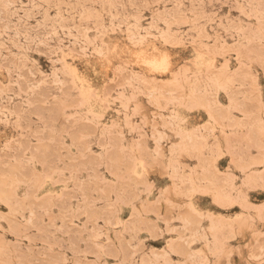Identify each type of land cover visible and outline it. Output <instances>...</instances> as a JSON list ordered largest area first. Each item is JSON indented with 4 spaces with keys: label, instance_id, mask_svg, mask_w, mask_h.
I'll return each mask as SVG.
<instances>
[{
    "label": "rangeland",
    "instance_id": "1",
    "mask_svg": "<svg viewBox=\"0 0 264 264\" xmlns=\"http://www.w3.org/2000/svg\"><path fill=\"white\" fill-rule=\"evenodd\" d=\"M0 264H264V0H0Z\"/></svg>",
    "mask_w": 264,
    "mask_h": 264
},
{
    "label": "bare ground",
    "instance_id": "2",
    "mask_svg": "<svg viewBox=\"0 0 264 264\" xmlns=\"http://www.w3.org/2000/svg\"><path fill=\"white\" fill-rule=\"evenodd\" d=\"M83 81V80H82ZM81 85V84H80ZM83 86V85H82ZM99 107V106H98ZM43 186V185H42Z\"/></svg>",
    "mask_w": 264,
    "mask_h": 264
}]
</instances>
